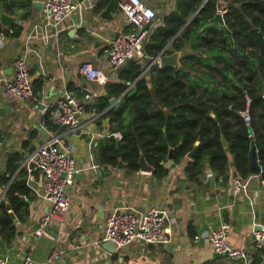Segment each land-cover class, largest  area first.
Returning a JSON list of instances; mask_svg holds the SVG:
<instances>
[{"label":"crops","instance_id":"0c3cea01","mask_svg":"<svg viewBox=\"0 0 264 264\" xmlns=\"http://www.w3.org/2000/svg\"><path fill=\"white\" fill-rule=\"evenodd\" d=\"M34 1L44 5L39 9L33 6ZM143 1L155 9L158 22L165 11L174 10L176 5L169 0ZM97 2L73 0L75 9L71 16L52 26L47 22L45 0H32L26 19L14 16L15 23L22 26L21 34L7 37L0 47V175L8 176L10 182L20 180L30 189L28 196H21L27 213L22 212L23 220L17 218L14 221L15 237L7 242L0 236V256L12 264H19L27 255L32 257L34 264H237L239 260L214 254L212 243L202 236L227 225L228 240L235 248L251 251V259L246 263L251 264L256 253L253 250L254 227L264 226V180L261 174H250L243 178L246 183L243 193L234 195L232 183L234 178L240 177H234L232 154L228 153V183L220 185L208 170L204 182L209 174L214 176L209 187H196L187 180L185 166L191 159L187 156L175 164L169 159L168 175L163 180L154 177L152 172H129L126 166L118 168L102 164L98 159V148L101 142L109 139L111 125L103 113L91 108L92 104L86 106L79 135L67 127L54 130L45 123L44 106L56 100L65 88L78 98H82L85 91L97 89L96 84L86 80L79 71L84 62L110 73L112 80L116 78V72L113 73L108 64L106 49L116 36L129 31L131 26L118 5L113 9L109 5L96 9ZM20 56H24L30 65L32 83L42 82L40 91L26 101L8 99L2 94L1 81L13 77V62ZM98 131L102 136L95 134ZM54 136L74 147L78 177L69 189L70 209L51 221L48 236H37L35 230L48 210V202L41 197L43 175L36 170L29 172L26 162L34 148ZM14 153L19 156L18 168L10 175L7 166ZM91 168L95 169L92 180L99 190L106 184L107 192L114 195V202L107 206L103 217L97 216L96 207L89 209L90 205L104 199L103 194L92 196L96 190L87 177ZM6 189L0 186V197ZM216 190H220L216 197L209 196ZM119 200L128 201L140 212L154 207L169 211L175 218L170 242L156 245L134 242L117 250L116 258H113L114 254L103 248L102 238L111 209ZM189 225L193 226L194 235L188 230ZM196 235L199 238H195ZM55 247L60 248L62 254L48 263Z\"/></svg>","mask_w":264,"mask_h":264},{"label":"trees","instance_id":"16d2710c","mask_svg":"<svg viewBox=\"0 0 264 264\" xmlns=\"http://www.w3.org/2000/svg\"><path fill=\"white\" fill-rule=\"evenodd\" d=\"M204 1L177 0L175 9L162 15L145 41V58L119 68L115 80L104 86L106 94L101 92L91 105L109 119L111 132L122 136L116 143L107 138L100 143L98 159L102 164L117 166L120 157L129 172H136L142 151L154 168L153 176L163 180L168 175L170 147L174 148V164L195 149L185 166L187 180L201 187L209 170L218 182L228 183V153L233 155L237 175L242 179L250 175L247 164L251 139L264 164V0ZM203 2L198 14L180 32ZM222 3L227 7L224 25L210 24ZM31 4L32 0H0V13L26 19ZM107 5L113 9L118 0H98L96 9ZM21 31L17 23L5 27L0 22V33L7 37L19 36ZM174 37L166 53L182 51L181 66L162 68L155 64L138 79L143 62L156 57ZM128 82L133 86L126 92ZM41 85V81L33 82L34 93ZM111 97L120 101L117 107L108 109ZM246 109L249 124L241 116ZM45 123L54 130L62 128L51 125L48 115ZM221 134L226 146L222 145ZM197 140L199 144L195 145ZM18 160V153L9 158L10 175L17 170ZM260 177L264 180V171ZM0 186L7 187L0 202V236L9 242L16 235V226L5 204L9 203L16 217L23 220L22 212L27 213V207L21 196H28L30 189L20 180L10 182L5 174L0 175ZM188 230L194 233L192 225ZM251 264H264L261 251H256Z\"/></svg>","mask_w":264,"mask_h":264},{"label":"built area","instance_id":"2783aa9c","mask_svg":"<svg viewBox=\"0 0 264 264\" xmlns=\"http://www.w3.org/2000/svg\"><path fill=\"white\" fill-rule=\"evenodd\" d=\"M169 1L173 4L177 2V0ZM45 6L48 10L47 22L52 26L66 20L75 9L73 0H45ZM118 6L131 29L116 36L106 49L108 64L113 73L131 60L141 62L145 58L144 43L159 23V16L155 9L143 0H118ZM169 11L170 9L165 13L167 14ZM226 11L225 3L220 4L217 8V12L222 14ZM6 39L7 36L0 33V47L4 45ZM13 68V77L4 78L1 81L3 96L19 101L31 99L34 96V89L29 63L24 56H20L14 60ZM79 71L86 80L96 84L97 89L85 91L82 98H78L65 88L56 100L44 106V114L48 115L51 125L67 127L72 131L80 128L86 106L93 104L100 96L102 88L112 81L110 73L95 67L90 62H84ZM241 116L249 124L248 109L242 111ZM95 134L102 136L99 131ZM110 134L119 140L122 138L119 132ZM1 146L0 141V148ZM73 149V146L54 136L34 148L26 162L29 172L36 170L43 175L41 197L48 202V210L41 217L39 226L35 230L37 236H48L51 221L70 209L69 189L75 183L78 172ZM245 187L244 179L234 178L232 183L234 195L243 193ZM119 210L117 213L116 208L111 209L102 238V242H113L116 251L123 250L138 241L154 245L170 242L175 218L166 209L154 207L140 212L132 204H129ZM227 235L228 226L222 225L202 236L212 243L214 254L246 264L251 259V251L246 248L233 247ZM195 238H199V236L196 235ZM253 250L261 251L262 262H264V226L254 233ZM61 254V249L55 247L47 259L48 263L59 259ZM0 264L12 263L7 258L0 256ZM19 264H34V262L32 257L27 255L21 259Z\"/></svg>","mask_w":264,"mask_h":264},{"label":"water","instance_id":"95a60500","mask_svg":"<svg viewBox=\"0 0 264 264\" xmlns=\"http://www.w3.org/2000/svg\"><path fill=\"white\" fill-rule=\"evenodd\" d=\"M204 2L200 5V7L193 14V16L188 20V22L183 26V28L180 30V32L191 22V20L195 17V15L198 14V12L203 7ZM43 5H44L43 2H39V1H34L33 2V6L39 8V9ZM0 22L5 27H11L15 23V18H14V16H12L10 14H7L6 12H1L0 13ZM209 23L210 24L218 23L219 25L223 26L224 25V15L221 12H216L215 16L209 20ZM174 39H175V37L167 44V46L156 57L152 58V60L149 61L147 67L142 70V72H141L140 76L138 77V79L144 75V73L146 72L147 68L149 66H151V65L158 64L159 67H162V68H164V67L179 68L180 67V58L182 56V51H174V52H172L170 54L166 53V50L170 47V45H171V43L173 42ZM127 84L129 85V87L126 90V92L129 91V89L132 86V84L130 82H128ZM263 90H264V83H263ZM103 94L105 95L106 91H103ZM119 101H120V98L111 97L109 99V107H108V109L112 108L113 106L117 107L119 105ZM0 113H2L1 109H0ZM212 115L214 116V114H212ZM75 133L77 135H79L81 133V128H77L75 130ZM108 138L113 143L117 142V138L113 134H110L108 136ZM221 142H222L223 146L227 145V140L225 139L223 134H221ZM198 144H199V141L197 140L195 142V145H198ZM173 149H174L173 147L169 148V154H168V158L169 159H172V157H173ZM194 152H195V149L190 151L187 154V157L188 158H192ZM119 156H120V154L118 153V157ZM207 160H209V157H207ZM117 167L118 168H124L125 167V164L121 160L120 157L118 158ZM138 167H139V171H141V172H153V169H154L153 166L147 161V159H146V157H145V155H144V153L142 151H140V156H139V159H138ZM247 169H248L249 174H256V175H260L264 171V164H261L259 159H258L257 148H256V144H255L253 139H251V142H250V148H249V152H248ZM94 174H95V169L91 168L90 169V174L87 175L88 180H90V184L96 190V192L93 193L92 196L93 197H98V196H100V194H103L104 199H103V201L97 202L95 205H90L89 209H92L93 207H96L98 209L97 216L98 217H103L104 213H105V210L107 209V206L114 202V195L112 193H110V192H107V185L106 184H103L102 188L99 190V186L97 184H95V182L92 180V177H93ZM236 175L237 174L234 173V177H236ZM77 177L78 176H76V178ZM81 178H82V174H81ZM213 179H214L213 174H209V176H208L207 180L204 182L203 186L205 188H208L209 184H210V181L213 180ZM23 181L26 182L25 179ZM219 184L222 185V182H220ZM175 191L177 192L178 188ZM219 192H220V190H216L215 192L210 193L209 196L216 197ZM4 194H5V192H3V194L1 195L0 202L2 200H4ZM22 199H23V197H22ZM202 199H203V197H201V200ZM129 204H131V203H129L128 201L125 202V201L119 200V202H118L119 206L115 204V206H113V208H116L117 209V213H118L120 211L119 209L121 207L129 205ZM163 204H164V206L167 205L166 202H164ZM5 206H6V209L8 210V212H9V215H10L11 219L13 221L17 220V217H16L14 211L12 210L11 205L9 203H6ZM85 212H86V210H85ZM84 221H86V219ZM261 229H262V225H260V224H258L257 226L254 227L255 232L258 231V230H261ZM48 231H49V233H51L50 230H48ZM54 235L57 237L56 234H54ZM159 244H162V243H159ZM103 248H105L111 254L116 253L115 245L111 241L104 242L103 243Z\"/></svg>","mask_w":264,"mask_h":264},{"label":"rangeland","instance_id":"374dc122","mask_svg":"<svg viewBox=\"0 0 264 264\" xmlns=\"http://www.w3.org/2000/svg\"><path fill=\"white\" fill-rule=\"evenodd\" d=\"M144 63V66H143V69H145L146 67H147V62L145 63V62H143ZM1 151V150H0Z\"/></svg>","mask_w":264,"mask_h":264},{"label":"flooded vegetation","instance_id":"af4514ba","mask_svg":"<svg viewBox=\"0 0 264 264\" xmlns=\"http://www.w3.org/2000/svg\"><path fill=\"white\" fill-rule=\"evenodd\" d=\"M234 84H236V82L234 81ZM132 86H133V84H132ZM132 86H131V88H132Z\"/></svg>","mask_w":264,"mask_h":264}]
</instances>
